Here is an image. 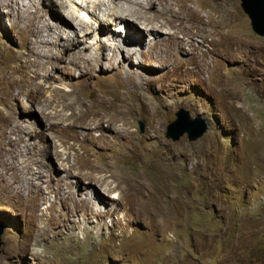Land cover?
Here are the masks:
<instances>
[{
	"label": "rangeland",
	"instance_id": "rangeland-1",
	"mask_svg": "<svg viewBox=\"0 0 264 264\" xmlns=\"http://www.w3.org/2000/svg\"><path fill=\"white\" fill-rule=\"evenodd\" d=\"M60 1L0 0V264H264V37L240 0L66 2L91 17L125 14L161 41L107 54L96 43L109 35L83 37L96 22L79 28L80 14L74 20ZM167 3L178 5L184 28L156 16ZM57 22L64 34L76 30L75 49L63 50L65 37L48 29ZM174 34L183 53L171 46ZM119 104L127 126L118 128L131 132L124 141L89 122ZM179 108L205 121L203 135L166 138ZM87 177L118 192L123 208L88 218L76 195L61 198Z\"/></svg>",
	"mask_w": 264,
	"mask_h": 264
},
{
	"label": "bare ground",
	"instance_id": "bare-ground-1",
	"mask_svg": "<svg viewBox=\"0 0 264 264\" xmlns=\"http://www.w3.org/2000/svg\"><path fill=\"white\" fill-rule=\"evenodd\" d=\"M70 0H62L58 3H60L61 7H63V9H65V6H67L68 8V14L71 18H73L74 20L78 21L77 18H78V13L79 11L83 10L86 12L87 16H90V18L94 19V21L96 22V26L92 29V31H85V30H82L81 31L83 32V37H88L90 35L91 32L93 31H96V32H105V31H109V32H116L114 31V28L111 27V24L113 23H116V25H123L124 28H125V32H127V36H125V38H123L122 42L121 43H108V44H104L103 41H99L97 44L98 46V50L101 49H104V52H106V54L108 52H110L111 50H115V47H124V44H129L132 45V43L134 42H138V43H141V44H144L146 43L147 45H149V47L153 48L155 47V45H158L157 42H161L160 39H158V33H153L151 31H148L147 29H149L147 26L145 25H140V27L142 28V31L138 29L137 25H135L134 23H129L131 21H129L128 23L125 21L124 18H126L125 14H117V16L115 15L116 13L114 12H103V15H106L108 16L110 19H112V23L110 21H107V17L105 18L103 15L102 16H99V15H89L88 12L85 10V8L81 7L80 4H77L76 2L74 3V5L70 8L72 9H69V5L68 4H65L66 2H69ZM103 0H99L98 2H102ZM104 2V1H103ZM63 3L65 6H63ZM70 3V2H69ZM97 3V2H96ZM95 3V4H96ZM72 4V3H71ZM150 4H152V0H142V2L140 3L141 6L145 7L146 6H149ZM173 3H167L163 8L161 9H158L156 11V16L159 17L161 16L163 21H166V19H164V17L170 19L171 21L173 20L174 18V21L175 23L173 22V24L176 26V28H184L185 26V23L181 22V18H177V12H178V5L175 3V5H171ZM126 10L129 11V9L126 7ZM80 17V16H79ZM159 17V18H161ZM80 21H79V28H89V23H84L86 21H84V19L81 17V18H78ZM104 20H106L107 22H105ZM127 20V19H126ZM169 21V20H167ZM89 22V21H88ZM138 22V21H137ZM162 23V22H161ZM167 25V23H166ZM108 26V27H107ZM136 26V28H135ZM170 26V25H168ZM145 29H144V28ZM173 27V26H172ZM175 28V29H176ZM49 30H53L55 31V34L57 35V38H60V37H65V39L62 41V45H60L62 47L63 50H65L66 48H68L70 46V48H76V30L75 31H71L70 33H66L64 34L63 31H65L64 29L62 30V26L60 25L59 22L55 23L53 27H48ZM61 29V30H60ZM164 29V28H163ZM88 30V29H87ZM62 31V32H61ZM117 32L119 33V31L117 30ZM33 35V34H32ZM106 35V34H104ZM110 35V34H109ZM120 35V34H119ZM34 36V35H33ZM170 36V35H169ZM168 36V37H169ZM35 37V36H34ZM114 38V37H113ZM112 38V39H113ZM171 46L173 47V50L178 52V53H183L184 51V44H185V41L184 39L180 38L179 35H173L171 36ZM32 41V40H31ZM36 41V39H35ZM66 41H68L66 43ZM84 41V40H83ZM150 41V43H149ZM77 42L79 43L78 46L80 48H89L91 50V46L90 45H87V46H80V44L82 42L78 41L77 39ZM33 43V42H32ZM36 43V42H35ZM84 43V42H83ZM123 43V45H122ZM31 44V42H30ZM161 44V43H160ZM133 46V45H132ZM29 47V46H27ZM127 47V46H126ZM125 47V48H126ZM166 47V46H165ZM131 48V47H130ZM33 49V48H32ZM32 49L29 47L27 50L29 52H31L33 54V51ZM73 49V50H74ZM130 50L133 51L132 55H131V58H133V56L135 55L134 53V50L133 49H127V54L129 55L130 53ZM169 50V49H168ZM167 51V50H166ZM141 52V51H140ZM42 53V52H41ZM40 53V54H41ZM32 54L28 55V62L30 63L31 60H30V57H33L31 56ZM140 54V53H139ZM170 56H173L170 52H169ZM35 56V55H34ZM40 57V56H39ZM38 57V58H39ZM61 58H63L61 56ZM48 59V58H47ZM174 59V58H173ZM38 60V59H37ZM131 60V59H130ZM176 61V60H175ZM35 62V61H34ZM33 62V63H34ZM36 64H39V66H41V68H44V64L47 63L46 61H43L41 63V61H36L35 62ZM123 66V65H122ZM39 75L37 73H35L34 75H32V77H38ZM32 81V79H31ZM32 83L30 82V85ZM36 86H32L33 89L35 91H39L40 93L42 92V89H41V86L38 85V84H35ZM144 95V94H143ZM42 96V95H41ZM41 96H37V100H39L41 98ZM124 96V94H121L119 95V101H121L122 97ZM139 96V97H138ZM137 97H138V101L140 102L139 103V107H142L141 105V94H139ZM122 105L119 104V108H118V113H114L113 115L109 116L108 118H104V117H100L99 115H92V119L89 121V122H92L93 125L95 126V128L97 127H102L103 124L107 123V130H110V129H114V133L117 137H122V141L125 140V137L128 138L130 137L131 135V132L128 130V129H121V128H118V124L117 123H120L121 125L123 126H127V122H126V117L124 115V110H123V106L120 107ZM128 107V106H127ZM116 110V109H115ZM144 110L146 112L147 109L144 107ZM142 113V112H141ZM47 117H49L47 114H43ZM80 116V115H79ZM150 116V115H149ZM54 117H58L59 120H63L65 117L61 116V115H55ZM50 118V117H49ZM57 118V119H58ZM67 119V118H66ZM150 120V119H149ZM152 120V119H151ZM88 121L86 122H80V123H70V125L72 127H75V128H78V125L79 128H85L87 125H89ZM105 126V125H104ZM109 128V129H108ZM157 129H159L158 127H156ZM74 129V128H73ZM75 133L80 136V137H83V138H86L87 136L90 135V133H81L79 132L78 130H75ZM151 138H153L154 140L157 138L156 135L154 134H151ZM97 147V146H96ZM68 166V165H67ZM93 168H95V170H99L98 166H95L93 165L92 166ZM108 168V166H106ZM104 168V167H103ZM108 174L104 177H109L111 180L114 175L113 172H110L109 170H107L106 168H104ZM69 174V173H68ZM72 174V173H71ZM83 174V173H82ZM81 174V175H82ZM130 174H128L129 176ZM72 176V175H71ZM68 177V176H67ZM83 177V176H82ZM126 177V176H124ZM132 177V176H131ZM77 178V177H76ZM87 182L85 181H80L79 180H76L73 182V190L70 191V190H67V191H60L61 193V198L62 196L63 197H69V198H75V195L77 196V198L74 199V201H80V204L77 205V207H82L83 208V213L84 215H87L86 217L88 218H91V216H95V217H101V216H104V215H108V214H111L113 213L116 208L114 207L115 206H118L117 208H123V206L120 204V196L118 197V192H113L111 188L109 189H105L102 187V182L100 181L99 178H91V177H87L85 178ZM109 179V180H110ZM110 180V181H111ZM107 181V180H106ZM146 181V180H145ZM93 184H92V183ZM121 182H123V179L121 180ZM147 182V181H146ZM65 184V183H64ZM67 184V183H66ZM69 185V184H68ZM67 185V186H68ZM121 185V184H120ZM28 186L29 187H33L35 186V189H36V192L38 190L37 188V183L35 184V182H33V179H31L28 183ZM85 190H88L89 193L87 192H84ZM59 193V194H60ZM67 198V199H69ZM67 201V200H66ZM70 201V200H69ZM78 203V202H77ZM76 207V206H75ZM80 211V209H79ZM85 217V216H84Z\"/></svg>",
	"mask_w": 264,
	"mask_h": 264
},
{
	"label": "water",
	"instance_id": "water-1",
	"mask_svg": "<svg viewBox=\"0 0 264 264\" xmlns=\"http://www.w3.org/2000/svg\"><path fill=\"white\" fill-rule=\"evenodd\" d=\"M240 6L250 19V26L254 33L264 37V0H240ZM139 130L142 132L143 123L138 122ZM207 129V124L200 117L190 118L183 108L175 112V119L166 126L165 136L171 140H178L186 135L187 140L193 141L199 138ZM2 226L0 225V247Z\"/></svg>",
	"mask_w": 264,
	"mask_h": 264
},
{
	"label": "clouds",
	"instance_id": "clouds-1",
	"mask_svg": "<svg viewBox=\"0 0 264 264\" xmlns=\"http://www.w3.org/2000/svg\"><path fill=\"white\" fill-rule=\"evenodd\" d=\"M69 2H71V1H69ZM68 3V2H67ZM80 14V15H79ZM78 15L80 16V17H82L83 19H86V20H90V16H87V14H86V12L85 11H83V10H81V11H79V13H78ZM112 26H114V27H112V28H114V29H117L118 31H119V36H115L113 39L111 38V35H109V31H105V32H101L100 34L102 35V36H104V34H106V35H109V37H107L106 39L108 40V41H111V42H115V43H117V42H122V40H123V38H125V36H126V32H125V28H124V26L123 25H115V24H112ZM121 37V41L120 40H117V39H119ZM101 39H103L102 37H101ZM106 39H103L105 42H106ZM134 43H137V42H134ZM133 44V43H132ZM138 44H140V43H138Z\"/></svg>",
	"mask_w": 264,
	"mask_h": 264
}]
</instances>
